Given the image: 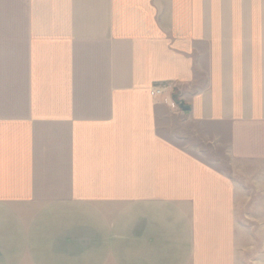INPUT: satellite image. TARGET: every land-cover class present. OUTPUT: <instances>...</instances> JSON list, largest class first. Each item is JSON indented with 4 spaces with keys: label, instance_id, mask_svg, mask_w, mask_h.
Here are the masks:
<instances>
[{
    "label": "crops",
    "instance_id": "0c3cea01",
    "mask_svg": "<svg viewBox=\"0 0 264 264\" xmlns=\"http://www.w3.org/2000/svg\"><path fill=\"white\" fill-rule=\"evenodd\" d=\"M1 34L0 264L237 263L234 181L160 131L264 126V0H0Z\"/></svg>",
    "mask_w": 264,
    "mask_h": 264
},
{
    "label": "rangeland",
    "instance_id": "374dc122",
    "mask_svg": "<svg viewBox=\"0 0 264 264\" xmlns=\"http://www.w3.org/2000/svg\"><path fill=\"white\" fill-rule=\"evenodd\" d=\"M1 37L2 34L0 41ZM24 55L25 51L18 49L17 44L0 48V69L9 70L5 79L15 78L17 65ZM172 88L173 85L168 91ZM15 95L10 92L4 99L1 96L0 105L15 107ZM186 128L184 132L182 127L179 131L174 127L160 132L234 181L236 264H264V126L243 124L230 128L225 125L215 130L198 126L190 131L192 127Z\"/></svg>",
    "mask_w": 264,
    "mask_h": 264
},
{
    "label": "built area",
    "instance_id": "2783aa9c",
    "mask_svg": "<svg viewBox=\"0 0 264 264\" xmlns=\"http://www.w3.org/2000/svg\"><path fill=\"white\" fill-rule=\"evenodd\" d=\"M165 87V88H164ZM171 88V84L170 85H167V84H163V85H158V86H155L151 89V95L155 98L157 97H161L164 95V93H167L166 91H168L169 89L168 88ZM174 108L177 107V104H173Z\"/></svg>",
    "mask_w": 264,
    "mask_h": 264
},
{
    "label": "water",
    "instance_id": "95a60500",
    "mask_svg": "<svg viewBox=\"0 0 264 264\" xmlns=\"http://www.w3.org/2000/svg\"><path fill=\"white\" fill-rule=\"evenodd\" d=\"M178 106H179V109L182 110V111H184V112L189 111V107L186 106V105L184 104V102H180V103H178Z\"/></svg>",
    "mask_w": 264,
    "mask_h": 264
}]
</instances>
